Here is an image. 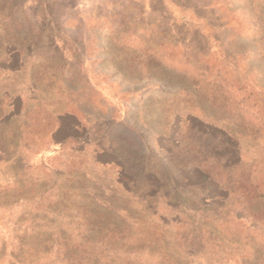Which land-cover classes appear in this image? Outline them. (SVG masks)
I'll list each match as a JSON object with an SVG mask.
<instances>
[{
    "label": "rangeland",
    "instance_id": "rangeland-1",
    "mask_svg": "<svg viewBox=\"0 0 264 264\" xmlns=\"http://www.w3.org/2000/svg\"><path fill=\"white\" fill-rule=\"evenodd\" d=\"M0 264H264V0H0Z\"/></svg>",
    "mask_w": 264,
    "mask_h": 264
}]
</instances>
